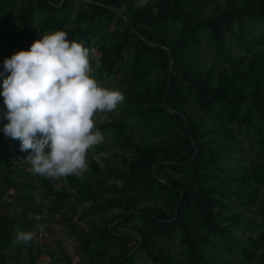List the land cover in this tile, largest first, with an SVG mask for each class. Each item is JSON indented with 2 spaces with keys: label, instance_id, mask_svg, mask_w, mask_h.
I'll return each instance as SVG.
<instances>
[{
  "label": "trees",
  "instance_id": "trees-1",
  "mask_svg": "<svg viewBox=\"0 0 264 264\" xmlns=\"http://www.w3.org/2000/svg\"><path fill=\"white\" fill-rule=\"evenodd\" d=\"M17 3L0 0V20L18 32L41 38L64 29L70 40L102 42L96 78L119 75L123 115L132 118L102 122L120 148L116 161L89 152V175L63 177L68 187L46 181L56 201L70 199L74 212L86 200L103 212L122 210L112 226L97 219L89 229L70 226L80 240V263L141 264V250L155 264H264V0H156V10L129 0V23L125 0ZM203 43L214 50L206 64ZM9 44L7 57L16 46ZM7 74L0 58V92ZM236 129L256 136V158L246 162L239 154ZM19 145L0 131V173L7 171L0 181L17 192L29 189L13 195L11 209L0 205V264H12L5 253L19 257L24 244L31 263L41 255L36 235L13 242L17 230H34L41 220L34 182L22 183L34 175ZM16 161L25 165L14 168ZM19 170L21 179H13ZM238 201L259 205V218L245 217ZM132 222L135 247L125 229ZM177 238L175 251L170 242ZM62 252L66 264H76Z\"/></svg>",
  "mask_w": 264,
  "mask_h": 264
},
{
  "label": "clouds",
  "instance_id": "clouds-1",
  "mask_svg": "<svg viewBox=\"0 0 264 264\" xmlns=\"http://www.w3.org/2000/svg\"><path fill=\"white\" fill-rule=\"evenodd\" d=\"M143 6L148 0H136ZM64 29L45 33L3 61L5 136L20 140L34 175L47 178L83 176L89 150L105 140L97 125L99 112L125 100L120 88L101 84L94 75L96 49L72 39ZM97 63H99L97 61ZM34 230H17L16 242H29Z\"/></svg>",
  "mask_w": 264,
  "mask_h": 264
},
{
  "label": "rangeland",
  "instance_id": "rangeland-1",
  "mask_svg": "<svg viewBox=\"0 0 264 264\" xmlns=\"http://www.w3.org/2000/svg\"><path fill=\"white\" fill-rule=\"evenodd\" d=\"M25 0H18L17 6L18 8L24 5ZM155 3L156 0H148V3L145 5H149L155 8ZM129 0H125V3L122 7V10L124 11L126 18L128 21L127 23L130 22L128 15L130 14L129 9ZM145 5L143 10H145ZM81 6L77 5L74 8V11L80 9ZM138 9H142V6H138ZM51 32V31H50ZM256 33L259 35L262 33L261 29H256ZM37 34V35H36ZM15 37V38H14ZM264 38V36H263ZM36 39H39L38 32L35 34L31 31L24 32L23 30L17 31V27L13 25H6L1 23L0 20V58H2V64L4 66V59L7 57L8 53L10 52L9 47H10V42L12 40L15 41V47H13L11 50L16 52L19 51L20 49H27L30 48L31 44L33 41ZM97 39H95V42ZM101 45L102 42L100 43H95V59L93 60V67H94V75L95 70L97 69V61L99 62V59L101 57ZM261 48L264 49V39L262 43L259 45ZM202 50V55H203V62L206 64L209 59L212 58V54L214 52L213 48L211 45L207 43H203L201 46ZM240 52V50H237V53ZM106 77V78H105ZM104 78H97V80L103 84L104 86H107L109 88H120L119 82H118V77L119 75L114 78V77H108L105 76ZM125 101V100H124ZM124 101L118 106L117 109L112 110V111H104V112H99L97 113L96 120H97V125L101 128L105 135V140L99 143L98 145L93 146L89 152L90 153H95L96 158H98L99 161H101L102 156H109L112 161H116V154L119 146L115 145V140L113 139V132L108 129H105L102 126V122H107V121H113V118H124L128 121H132V118L130 117L129 114H124ZM0 107L5 109V105L3 102V98H0ZM7 121L0 120V129H2L3 124L6 123ZM236 134L240 138V143L239 147L242 148V150L239 151V154L242 155L246 162H248L252 158H256V155L258 153V147L253 146V142L256 140V136H254L253 132L243 130L239 131L236 129ZM157 137V136H155ZM103 148L102 154L97 152ZM118 150V151H119ZM31 151V149L25 151V154L27 157L28 152ZM88 152V153H89ZM26 163H28L29 169L31 167L30 163L24 158ZM25 162H18L16 161L14 163V168L18 165H22L23 167ZM86 175H89V171L87 170ZM7 174L6 170L1 171L0 175L2 177ZM33 174V173H32ZM34 175V174H33ZM13 179L16 177L18 179H21L22 174L21 171H18V175L12 174ZM47 180L50 181V183H54L55 186L61 187V186H66L68 187V184L65 183L63 177L59 178H47L43 177L41 175H34L33 179H28V180H23V185L27 182L33 181L34 182V187H32V193L34 194V202H36L38 205H40V211L37 215L39 217L40 222L36 225L34 228L35 232V244L36 247L40 249L41 255L37 258L35 263H31L29 260V249L27 246L24 244L22 246V252L19 257H14L13 254L15 250L12 251H7L5 253V256L7 257V260L10 261L12 264H66V261L63 259V252L62 249L65 250L66 253H68L71 258L76 262V264H83L80 263V255L78 254L79 251V245H80V240L77 235L73 234L71 232V225H75L77 227H84L86 229H89L91 225L93 224L92 221L94 219H97V221L103 225L105 224H110L111 226L113 223L117 222L118 217L121 216L122 210L118 207L113 208L109 211L103 212L102 209H95L92 201L91 200H86L82 203H80L74 212L73 206H69L70 199H66L63 202H57L55 197L49 192L48 188V183L46 182ZM114 177L109 176V182H113ZM9 186V187H8ZM29 191V189L24 185L23 189L20 192H17L14 187H11V185H6L3 181H0V193L3 194L2 197H0V205L7 207L8 209L12 208V203L11 201L14 199L13 195L16 193H19V196L21 195L22 192ZM31 191V190H30ZM236 206L240 209H243L244 211V216H254L259 218V205H253V206H246L242 205L239 201L236 203ZM147 208L148 203L147 201H143L141 208ZM122 217V216H121ZM136 222L140 223L139 220H136ZM136 223L132 222L129 224L125 229L132 232L136 238L133 240L134 247L137 246V238H139V232L137 229H135ZM170 244L174 247L175 251L179 248L180 246V238H177L176 240H173L170 242ZM143 259H139L141 264H155L148 258H146L141 250L138 251ZM14 257V258H13ZM93 261H88L89 264H93ZM102 262L101 259L97 260V263L100 264Z\"/></svg>",
  "mask_w": 264,
  "mask_h": 264
},
{
  "label": "water",
  "instance_id": "water-1",
  "mask_svg": "<svg viewBox=\"0 0 264 264\" xmlns=\"http://www.w3.org/2000/svg\"><path fill=\"white\" fill-rule=\"evenodd\" d=\"M119 11H120V13L123 15V12H122V10L121 9H119ZM172 58V57H171ZM172 61V60H171ZM171 78H172V75L170 74V80H171Z\"/></svg>",
  "mask_w": 264,
  "mask_h": 264
}]
</instances>
